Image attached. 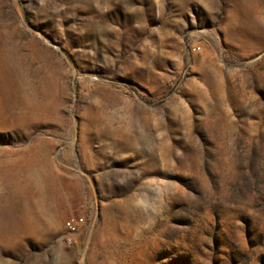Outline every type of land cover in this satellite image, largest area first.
I'll list each match as a JSON object with an SVG mask.
<instances>
[{
    "label": "rangeland",
    "instance_id": "obj_1",
    "mask_svg": "<svg viewBox=\"0 0 264 264\" xmlns=\"http://www.w3.org/2000/svg\"><path fill=\"white\" fill-rule=\"evenodd\" d=\"M0 264H264V0H0Z\"/></svg>",
    "mask_w": 264,
    "mask_h": 264
},
{
    "label": "built area",
    "instance_id": "obj_2",
    "mask_svg": "<svg viewBox=\"0 0 264 264\" xmlns=\"http://www.w3.org/2000/svg\"><path fill=\"white\" fill-rule=\"evenodd\" d=\"M83 223L84 218L82 216H71L63 221V238L67 244L70 245L74 242V236L80 230Z\"/></svg>",
    "mask_w": 264,
    "mask_h": 264
}]
</instances>
